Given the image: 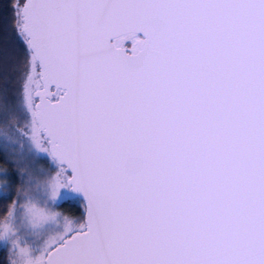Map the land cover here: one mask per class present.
Here are the masks:
<instances>
[{
	"label": "snow or ice",
	"instance_id": "1",
	"mask_svg": "<svg viewBox=\"0 0 264 264\" xmlns=\"http://www.w3.org/2000/svg\"><path fill=\"white\" fill-rule=\"evenodd\" d=\"M10 10L0 264H264V0Z\"/></svg>",
	"mask_w": 264,
	"mask_h": 264
},
{
	"label": "trees",
	"instance_id": "2",
	"mask_svg": "<svg viewBox=\"0 0 264 264\" xmlns=\"http://www.w3.org/2000/svg\"><path fill=\"white\" fill-rule=\"evenodd\" d=\"M12 0H0V23L3 24V26L7 29L9 37L12 35L11 29H10V22H11V10H10V4ZM16 42L14 40L9 41V50L14 53L16 57L22 58L23 57V50L22 47H20V50L15 49ZM11 81H10V88L12 89H18L19 88V76L18 72L13 71L11 73ZM0 127H2V124H0ZM20 132L22 134V140H23V148H21V145L19 143L16 144V147L14 149H10V152H14L16 155H13L11 159L14 161H17L19 163H23L25 161H21L18 159L19 153L23 151L24 153H27L28 151V142L25 139V135H23L24 132V122H20ZM5 157L2 153H0V168L7 167L10 171L13 170L12 164H5ZM41 165L43 167H47L46 161H41ZM60 211H64L66 213H71L73 215L79 216L81 211L83 210V204L82 202L73 199L70 202L62 203V207L58 209Z\"/></svg>",
	"mask_w": 264,
	"mask_h": 264
},
{
	"label": "rangeland",
	"instance_id": "3",
	"mask_svg": "<svg viewBox=\"0 0 264 264\" xmlns=\"http://www.w3.org/2000/svg\"><path fill=\"white\" fill-rule=\"evenodd\" d=\"M25 139L27 140V144H28V148H29V146H30V140H28V138H27V136H25ZM53 175L55 174L54 172L52 173Z\"/></svg>",
	"mask_w": 264,
	"mask_h": 264
},
{
	"label": "water",
	"instance_id": "4",
	"mask_svg": "<svg viewBox=\"0 0 264 264\" xmlns=\"http://www.w3.org/2000/svg\"><path fill=\"white\" fill-rule=\"evenodd\" d=\"M83 204V203H82Z\"/></svg>",
	"mask_w": 264,
	"mask_h": 264
}]
</instances>
